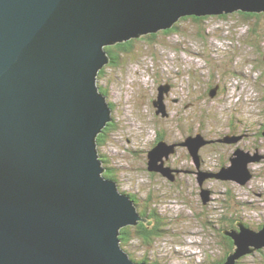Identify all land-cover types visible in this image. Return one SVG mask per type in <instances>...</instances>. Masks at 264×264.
<instances>
[{"label":"water","instance_id":"1","mask_svg":"<svg viewBox=\"0 0 264 264\" xmlns=\"http://www.w3.org/2000/svg\"><path fill=\"white\" fill-rule=\"evenodd\" d=\"M240 8L263 10L264 0H0V264H147L119 239L143 218L94 152L111 121L95 92L104 45ZM165 89L153 104L162 111ZM181 144L199 163L205 139ZM170 152L154 145L148 171L172 179L162 160ZM231 158L237 171L215 176L244 183L241 156ZM236 225L240 232L223 231L236 248L222 264L264 246V224L258 232Z\"/></svg>","mask_w":264,"mask_h":264},{"label":"rangeland","instance_id":"2","mask_svg":"<svg viewBox=\"0 0 264 264\" xmlns=\"http://www.w3.org/2000/svg\"><path fill=\"white\" fill-rule=\"evenodd\" d=\"M240 12L247 11L183 17L174 31L136 38L134 49L116 51L119 62L109 58L97 77L117 121L113 133L105 136V126L97 133L105 141L98 154L111 160L103 174L145 212L138 222L156 213L161 221L159 235L122 247L136 261L217 264L230 245L223 231L240 232L238 222L258 232L264 224V10ZM163 85L170 115L153 105ZM198 135L211 141L201 145L196 163L181 142ZM158 136L173 148L162 157L172 179L147 169ZM235 154L246 162L244 183L215 176ZM234 264H264V246Z\"/></svg>","mask_w":264,"mask_h":264},{"label":"trees","instance_id":"3","mask_svg":"<svg viewBox=\"0 0 264 264\" xmlns=\"http://www.w3.org/2000/svg\"><path fill=\"white\" fill-rule=\"evenodd\" d=\"M241 14H243L245 16L250 15V17H252L251 15L257 16L260 13H258V12H246V13H241ZM186 17H190V18H193L195 20H199L200 19L198 16H196V17L195 16H184V18H186ZM201 19H204V18L201 17ZM175 25L176 24L174 23L173 26H172L173 27L172 30H171V28H166L163 31H174V29L176 28ZM155 35H156V33H148V34L143 35L141 37H145V36H148V37L152 36L153 37ZM135 40H137V39L136 38H131L129 40L118 42V43L113 44V45H107V46H105V50L107 51V53H108V55L110 56L111 59H114V60L117 59L118 60L117 62H119L120 58H118L117 52H128V50L131 51L132 48L134 49ZM102 72H103V68L99 71L98 77L102 76ZM98 83H99V81H98ZM98 87H99V90L102 89L100 87V85ZM116 127H117V121H115L114 117L112 116L111 117V121H109L107 123V125L105 126L103 133L105 134V136H106V134L108 132L113 133L114 131H116ZM104 134L101 133V134L97 135V137H96L97 145L101 144L102 142H105L104 138H102ZM160 136H162V135H160ZM160 136H158L155 141H157L158 139H161ZM99 156H100L101 161L103 162V166L104 167H105V164H104L105 160L107 161L106 162L107 164L109 163V161H111L109 156L107 157L105 153L99 152ZM105 172H106V170H105ZM104 175H106V176L109 175L110 176V174H108V173H106ZM140 212H141L140 214H141L142 217L145 216V212L144 211L141 210ZM147 217L149 219L148 223L137 222L134 225H126V226H123V227H121L119 229V239H120L121 245H122V247L124 249H125L124 245H127V242L130 239H132V238H138V239H141L143 241H149V240H151L153 238V236L160 234L158 225H160L161 221H160V218L157 215V213H156V216L154 214H152V216H151V214H147ZM157 218H158V221H157ZM230 238H231L230 242H229L230 245L226 249V252L224 254L225 256L224 257L222 256L223 257L222 261L220 263L218 262L217 264H222L226 260V258L229 255V253L232 252L233 248L231 247V245L235 246V244L233 243L234 242L233 238L232 237H230Z\"/></svg>","mask_w":264,"mask_h":264},{"label":"bare ground","instance_id":"4","mask_svg":"<svg viewBox=\"0 0 264 264\" xmlns=\"http://www.w3.org/2000/svg\"><path fill=\"white\" fill-rule=\"evenodd\" d=\"M237 10H241V8H240V9H237ZM263 10H264V8H263ZM233 11H234V10H233ZM242 11H245V10H242ZM259 11H262V9H261V10H260V9H259V10H250V11H248V12H259ZM182 17H184V16H182ZM182 17H180V18H182ZM195 17H196V16H195ZM180 18H179V19H180ZM179 19H178V20H179ZM166 28H169V27H166ZM166 28H161V29H166ZM158 30H159V29H158ZM156 32H157V31H156ZM156 32H148V33H156ZM148 33H144V34H148ZM144 34L141 33V35L136 36V37H132V36H131V38H139V37H141V36L144 35ZM131 38H130V39H131ZM127 40H129V39H127ZM122 41H125V40L122 39V40H119V41H117V42H115V43H112V44L109 43V44H105V45H104V53H105L104 56H105V59H106V60H105V63L108 62V61H109V58H110V56L108 55L107 51L105 50V46H107V45H113V44H116V43H118V42H122ZM105 63H104V64H105ZM104 64H103V65H104ZM98 73H99V72H98ZM95 85H96V90H95V92L97 91V93L100 94L99 96H100V98L102 99V101L106 103L107 100H106L105 95H104L102 92L99 91V87H98V86H99V85H98V79H96V81H95ZM169 87H171V85H170ZM160 89H161V88H160ZM228 97H229V94H228L227 98H228ZM107 103H108V101H107ZM107 105L109 106V104H107ZM108 109H110V117H111L112 108L109 106ZM163 111H164V112H163L164 115H169V113H167L165 110H163ZM165 112H166V113H165ZM107 122H109V121H107ZM106 124H107V123H106ZM106 124H105L104 126H106ZM104 126H102V127L100 126L101 129H100L98 132H100ZM238 130H239V129H238ZM98 132H97V133H98ZM97 133H96V134H97ZM242 133H243V132H242ZM262 133H263V131H262ZM243 134H244V133H243ZM96 137H97V135H96ZM158 141H159V143H158ZM164 141H165V140H164ZM209 141H211V140H205V143H208ZM233 144H234V143H233ZM155 145L162 146V141H161V139H158V140L155 142ZM94 146H95L94 150H96V151H94V152L96 153V155H97V157H98V160L100 161V165H101L102 168L105 169V167L103 166V162L101 161L100 156H99V154H98L96 138H95V140H94ZM153 146H154V145H153ZM153 146H152V147H153ZM152 147H151V148H152ZM171 148H172V147H171ZM172 149H173V148H172ZM149 150H150V149H149ZM235 152H236V151H235ZM240 159H241V158H240ZM231 161H232V158H231ZM241 161H242V159H241ZM242 163H243V168H245V163H246V162H245V161H244V162L242 161ZM229 168H231V169L234 170V171H237L236 168H235L234 165H233V161H232V165L229 166ZM175 169H176V168H175ZM105 170H106V169H105ZM244 170H245V169H244ZM258 170H259V169H258ZM254 171H255V170H254ZM211 172H212V171H211ZM240 172H243L242 169H240ZM244 174H245V173H244ZM111 180L115 183V185H117L116 182H115L113 179H111ZM118 192H119L122 196L126 197V195H124L122 192H120V191H118ZM128 199H130V198H128ZM131 200H132V199H131ZM132 202L134 203L133 200H132ZM132 202H131V204H132ZM132 205H133L132 208L135 209V206H134L135 204H132ZM242 223H243V222H242ZM246 224H247V223H246ZM245 226H246V225H245ZM236 228H237V227H236ZM236 231H238V230L236 229ZM239 231H240V230H239ZM234 244H235V243H234ZM235 246H236V245H235ZM234 248H236V247H234Z\"/></svg>","mask_w":264,"mask_h":264},{"label":"flooded vegetation","instance_id":"5","mask_svg":"<svg viewBox=\"0 0 264 264\" xmlns=\"http://www.w3.org/2000/svg\"><path fill=\"white\" fill-rule=\"evenodd\" d=\"M169 110H171V109H169ZM171 114V112H169V115Z\"/></svg>","mask_w":264,"mask_h":264},{"label":"clouds","instance_id":"6","mask_svg":"<svg viewBox=\"0 0 264 264\" xmlns=\"http://www.w3.org/2000/svg\"><path fill=\"white\" fill-rule=\"evenodd\" d=\"M131 258H132V257H131ZM141 260H143V259H141ZM141 260H140V261H141Z\"/></svg>","mask_w":264,"mask_h":264}]
</instances>
